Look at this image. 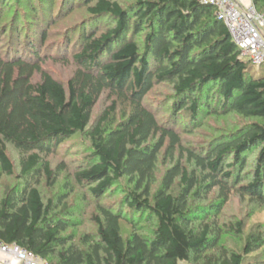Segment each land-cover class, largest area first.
I'll use <instances>...</instances> for the list:
<instances>
[{"label":"trees","instance_id":"1","mask_svg":"<svg viewBox=\"0 0 264 264\" xmlns=\"http://www.w3.org/2000/svg\"><path fill=\"white\" fill-rule=\"evenodd\" d=\"M80 1L88 21L66 31L62 43L47 45L53 21L35 10L31 26L39 25L34 33L20 37L14 26L8 32L12 43L0 48L4 175H14L7 145L21 153V184L5 188L0 197V242L16 244L48 264L262 263L259 257L264 256L243 260L234 252H209L218 248L216 218L235 188L264 206V65L257 70L241 58L215 9L200 0ZM252 2L264 16V0ZM52 60L75 64L66 84L43 69ZM162 84L172 86L178 97L174 110L190 112L194 124L201 107L216 116L231 113L256 121L206 151L183 149L175 118L162 125L145 104ZM213 89L216 108L200 101ZM104 93L111 104L91 130L89 164L79 168L75 178L89 186L95 199L123 180L131 189L123 191L118 208L98 204L91 216L95 233L77 237L68 231L77 224L67 213V195L45 200L41 185L44 180L54 187L57 173L48 158L65 141L88 131ZM119 107L122 120L115 124L112 118ZM164 146L171 160L182 150L195 169L188 171L176 161L153 193ZM252 153H257L253 176L246 182L244 170ZM215 190L214 206L193 213L192 202L207 199ZM123 222L131 226L126 237ZM229 230L240 235L242 224ZM263 237L252 239L244 254L264 245Z\"/></svg>","mask_w":264,"mask_h":264},{"label":"rangeland","instance_id":"2","mask_svg":"<svg viewBox=\"0 0 264 264\" xmlns=\"http://www.w3.org/2000/svg\"><path fill=\"white\" fill-rule=\"evenodd\" d=\"M5 2L6 4H4ZM72 3L75 4L72 5V8L75 9L69 15L68 11ZM35 10L53 21L50 38L46 42L47 45H54L56 42L62 43L65 40L63 36H66L68 33L66 31L75 26H83L88 21H86L88 17L86 9L82 6L80 0H0V48H5L12 43V39H8V32H10V30L12 31L14 26L18 27L20 37H28L30 34L34 33V26L39 25L34 24L31 26V22H33L34 18L32 15L36 14ZM86 27H88V24ZM142 37L143 36H141V40ZM251 66L257 70L262 68V66L254 64H251ZM43 69L54 79L66 84L74 73L76 66L72 61L62 63L52 60L48 61L43 66ZM250 72L252 73V71ZM214 93H216V89L210 92L209 97L200 100L201 104L205 105V102H208L216 108L218 98L214 96ZM177 101L178 97H176L172 86L162 84L154 87L152 92L147 96L145 104L156 112L159 122L162 125H168L173 121V117L175 118V130L180 132L183 149H190L195 152L199 151L198 149L206 151L210 147H214L215 144L228 140L231 135L244 129L250 122L256 121L244 119L231 113L216 116L211 111L207 112V108L201 107L200 112H202L196 117L198 122L194 124L192 119H190V112L184 110L178 112L174 110V104H176ZM110 104L111 99L108 93H104L92 112L88 131L81 134L78 133L65 141L63 145L59 146L57 153L48 158L51 169L57 173L54 187L49 188L46 186L44 180L41 185V192L45 200L50 198L56 200L58 195H67V213L71 214L73 217L72 219L77 224L76 228L68 231H72L77 237L84 234L93 235L95 233L96 227L91 220V216L97 212L96 208L98 204L106 207L118 208L120 206L119 202L124 196L123 191L125 189H131V186L123 180L122 183L118 187L113 188L111 192H107L101 198L95 199L89 191V186L80 184L75 178V173L79 168L89 164V158L92 153L90 139L91 130ZM112 119H114L115 124L122 120L121 107L117 109ZM113 126L114 125H112V127ZM7 153L14 166V175L12 177H7L0 170V197L3 195L5 188H11L21 184L20 179H18L20 175L19 161L21 153L10 144L7 145ZM256 155L257 153H252L244 170L243 177L246 182L253 176ZM176 161H179L188 171L195 169L193 162L187 159V154L182 150H176L174 153V160H171L169 156H167L166 147L164 146L158 157L155 174L156 183L153 187V193L159 187L166 170ZM230 161L231 157L227 160V163ZM177 183H179V181H177ZM177 187H175L174 191H178ZM238 189L239 188L234 189L230 200L224 208H222L220 215L216 218L217 227L221 231V237L218 242V248L209 252V255L217 256L223 250L237 253L243 260L255 256H264V245L262 242L258 244L259 248L256 251L248 256L244 254L245 248L252 239L256 238L258 235L264 236V206L254 203L247 196L241 195ZM215 196L216 190L207 199L195 200L192 202V212L195 213L194 209L213 207L214 203L212 200ZM236 223L242 224V232L240 235H236L234 231L232 232L229 230L230 228L233 229ZM121 231L122 235L126 237L131 232V226L127 222H123L121 223ZM259 258L260 261L263 260L262 263L252 264H264V257Z\"/></svg>","mask_w":264,"mask_h":264},{"label":"built area","instance_id":"3","mask_svg":"<svg viewBox=\"0 0 264 264\" xmlns=\"http://www.w3.org/2000/svg\"><path fill=\"white\" fill-rule=\"evenodd\" d=\"M215 9L226 26L241 58L257 66L264 65V16L257 13L252 0H200ZM0 264H48L39 256L16 244L0 242Z\"/></svg>","mask_w":264,"mask_h":264}]
</instances>
